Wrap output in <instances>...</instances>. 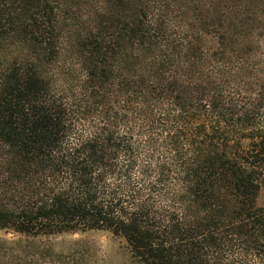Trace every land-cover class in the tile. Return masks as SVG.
Listing matches in <instances>:
<instances>
[{"label": "trees", "instance_id": "16d2710c", "mask_svg": "<svg viewBox=\"0 0 264 264\" xmlns=\"http://www.w3.org/2000/svg\"><path fill=\"white\" fill-rule=\"evenodd\" d=\"M263 194L264 0H0V232L264 264Z\"/></svg>", "mask_w": 264, "mask_h": 264}, {"label": "rangeland", "instance_id": "374dc122", "mask_svg": "<svg viewBox=\"0 0 264 264\" xmlns=\"http://www.w3.org/2000/svg\"><path fill=\"white\" fill-rule=\"evenodd\" d=\"M260 203L264 204V194ZM17 239L30 245L29 254L37 257L32 264H129L122 242L107 232H78L34 241L0 232V242Z\"/></svg>", "mask_w": 264, "mask_h": 264}]
</instances>
